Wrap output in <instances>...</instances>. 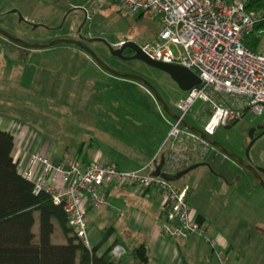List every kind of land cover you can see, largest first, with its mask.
Masks as SVG:
<instances>
[{
    "label": "rangeland",
    "instance_id": "1",
    "mask_svg": "<svg viewBox=\"0 0 264 264\" xmlns=\"http://www.w3.org/2000/svg\"><path fill=\"white\" fill-rule=\"evenodd\" d=\"M96 4L98 9L85 22V12L82 16L80 9L90 10ZM26 6L27 0H0V11H6L0 16V28L28 43L76 39L80 29V34L97 36L113 46L130 41L143 47L156 39L162 30L158 18L147 13H130L109 0H64V15L56 20V24L46 25L54 30L40 27L34 35L24 34L20 30V18H25ZM263 50L264 35L256 52ZM98 57L118 72L147 80L168 107L179 114L177 104L186 93L169 75L140 61L115 60L106 50L98 52ZM109 78L120 81V86H112L109 90L113 81ZM95 82L101 95L90 105H84ZM100 100L106 101L103 106L106 112H101V116L98 111L101 108L96 105ZM200 103H196L185 120L202 130L206 118L202 117L199 122L195 119ZM0 119L5 121L2 128L10 125V131L17 139L24 134L29 142L32 139L38 141L41 151L48 157L52 154L57 162L63 157L75 162L81 150L93 153L96 147L109 152L121 171L135 168L136 155H144L151 148L161 146L170 129L167 123L171 120L147 88L105 72L79 48L63 44L39 51L26 50L1 35ZM263 122L264 115L248 112L234 127L220 126L210 137L245 159L250 143L249 131ZM90 143L95 147H89ZM48 149L50 153H47ZM204 163L210 167H199L172 183L189 187L191 207L204 217L209 231L219 233L232 244L230 259L224 264H264V188L248 170L219 151H212ZM249 163L264 169V136L251 148ZM142 190L138 187L109 197L113 209L108 217L97 219L88 230L90 248L107 233V226L114 224V237L119 236L135 210L145 213V222L150 223L154 211L149 207V198L140 194ZM118 211L121 216L117 215ZM201 238L206 255L201 259L202 264H223L211 252L209 240L212 236L206 233V238ZM110 243L111 240L106 242L99 253ZM120 251L116 258L129 257L125 250Z\"/></svg>",
    "mask_w": 264,
    "mask_h": 264
},
{
    "label": "built area",
    "instance_id": "2",
    "mask_svg": "<svg viewBox=\"0 0 264 264\" xmlns=\"http://www.w3.org/2000/svg\"><path fill=\"white\" fill-rule=\"evenodd\" d=\"M133 14H150L160 20L158 37L141 47L154 61L179 65L193 73L201 84L185 92L177 104L180 120H170V129L153 159L143 168L121 171L115 163L97 161L80 166L64 161L54 164L45 153L33 151L15 159L19 173L34 183V191L49 193L56 204H62L77 239L86 247L88 212L108 206V188L139 186L163 195L165 224L162 235L185 239L191 235L206 238V230L189 201L188 186L176 187L161 176H152L164 156L161 174L174 176L186 168L204 163L217 151L206 140L181 124L199 109L195 119L206 122L202 131L212 136L218 127L239 121L248 112L264 115V50L260 53L245 46L264 14L247 12L248 0H109ZM86 10L88 19L98 9ZM264 30L258 31L263 35ZM124 42L116 45L120 47ZM219 260L227 259L224 245L211 239ZM121 249L112 254L119 257Z\"/></svg>",
    "mask_w": 264,
    "mask_h": 264
},
{
    "label": "trees",
    "instance_id": "3",
    "mask_svg": "<svg viewBox=\"0 0 264 264\" xmlns=\"http://www.w3.org/2000/svg\"><path fill=\"white\" fill-rule=\"evenodd\" d=\"M246 9L262 15L264 0H248ZM260 30H264V21L244 43L255 52L263 36L258 35ZM15 147L13 134L0 130V264H152L144 242L127 244L130 261H122L129 257H114V245L99 253L110 231L95 247L83 245L73 232L64 206L56 204L46 191L36 194L34 183L19 173ZM56 228L65 244L53 243Z\"/></svg>",
    "mask_w": 264,
    "mask_h": 264
},
{
    "label": "crops",
    "instance_id": "4",
    "mask_svg": "<svg viewBox=\"0 0 264 264\" xmlns=\"http://www.w3.org/2000/svg\"><path fill=\"white\" fill-rule=\"evenodd\" d=\"M27 3H28V6L24 8L26 9L24 12V15H25L24 21H20L21 22L20 26L22 28L20 30H22L24 34L34 35L36 33V30L40 27L45 28L46 30H54V29L48 28L46 26L47 23H49V25H53V23H55L56 20L58 19L60 20L61 19L60 16H63L65 13L64 0H27ZM80 10L83 14L82 16H84V13H83L84 10L82 9ZM5 12L6 11H3V12L0 11V16L5 14ZM33 25H37L38 27L34 29ZM98 72L99 71H96L97 74H102ZM96 79L98 78H95V80ZM108 80H113L115 82L113 84V81L112 83L109 81L111 83L109 86V90H112V86H116V87L120 86L121 82L117 81V79L109 78ZM96 83L97 82H95V86H93V90L91 91L90 98L84 101V105H90V103L93 100H95L96 97H99V95H101L100 90L96 88L98 85ZM152 100H153V103L156 104L154 99ZM105 102L106 101L104 100L103 101L100 100L98 101V104H96L97 107L99 106V108H101V111L100 109H98L99 114L101 112L102 113L106 112L105 111L106 109L103 108V106L105 105ZM169 122L167 123L168 127H170ZM4 124H5V121L3 119H0V130L11 132L10 125H8L9 127L6 126L7 128H2ZM168 130H167V133H168ZM13 136L15 137L14 134ZM37 142L38 141H33V139L31 140V142H29L28 136H25L24 134L18 139L15 137L16 147L14 150V158H17L18 155L20 154L22 155L23 153L29 154L30 152H33V151L43 152L41 151V148L38 147ZM91 146L95 147L94 143H90L89 147ZM159 148L160 147H158L157 149L151 148L149 151H147L148 153L144 155H138V156L136 155L138 162L135 168L131 170H126L125 172L139 170L143 168L144 166H146L156 155ZM47 153H50V149L47 150ZM49 158L53 160L54 164H59L64 161L71 162L66 157L65 158L63 157V159L59 160L60 162H57L58 161L57 158L52 156V154ZM92 161H97L102 164L115 163L114 158L109 152L101 151L100 149H96V147H95V152L93 151V153H88V150L87 151L81 150V152L77 154V159L75 162L80 166H85L91 163ZM184 186L186 185L179 184L176 187L182 188ZM138 187L139 186H128V187L118 188L112 185L108 188V199L110 196H114L116 192H120V191L126 192L132 189L134 190L135 188H138ZM142 189L143 190L140 191V194L143 197L149 198V202H150L149 207L152 208L154 211L153 215L151 214L150 223L145 222L147 219V216H145V213L139 212L138 210L133 211V214L129 217V220L127 221V228L122 230L119 233V236L118 235L115 236L116 238L114 237V233L116 231L115 225L113 224L111 226H107L106 231L111 232L110 238L108 239V241L111 240V243L108 247L114 245L115 247H119L120 249H123L127 252L126 250L127 244L129 243L131 244V242L132 243L144 242L152 264H202L201 259H205L206 257L204 241H203L204 239H202L201 237L197 235H191L185 239H180V240H175V239H171V238L163 236L161 234L162 228L165 224L163 195L155 190L144 189V188ZM191 194L192 193L190 192L189 201H190ZM112 209L113 207L109 205V202H108V206L102 209L91 208L88 212V230H90L91 225L95 223L97 219L108 217L110 213L109 211H111ZM193 209L195 210V208ZM195 211L199 215L201 222L203 223L206 229V233H209V235L212 236V239H217L224 245L225 253L227 257L225 262L229 261L230 259L229 256L231 253L230 251L232 249V244H230V241L226 240L224 237H222L217 232L209 231L210 228L206 224L204 217L197 210ZM117 215L121 216L120 211L117 212ZM146 225H148V227H146ZM52 239H53V243L55 244H65V239L61 231L58 228L55 229ZM98 243L96 245H98ZM211 250H212L211 252H213L214 254L215 253L214 249L212 248ZM214 255H216V253ZM122 261H129V260H122Z\"/></svg>",
    "mask_w": 264,
    "mask_h": 264
},
{
    "label": "water",
    "instance_id": "5",
    "mask_svg": "<svg viewBox=\"0 0 264 264\" xmlns=\"http://www.w3.org/2000/svg\"><path fill=\"white\" fill-rule=\"evenodd\" d=\"M13 12H16V11H13ZM84 12H85V10H84ZM20 21H24V19L21 17ZM86 21H87V18H85V22ZM37 27H38L37 25H33L34 29H36ZM0 35L7 38L8 40L16 43L20 47H23V48L29 49V50H36V51L49 49V48L55 47L57 45H63V44H65V45H76V46L80 47L81 49H83L84 51H86L87 54L95 61L96 65L99 66L105 72H107V73H109L115 77L132 80V81H135V82L143 85L154 96L159 107L164 111L165 114H167L169 116V118H171L173 120H180V117L178 115H176L168 107V105L164 101L161 94L147 80H145L142 77H139L137 75L121 73V72H118V71L112 69L103 60H101L98 57V55L95 52H93L89 47L83 45L82 43H80L76 40L58 39V40H54V41L44 43V44L28 43L26 41L20 40L19 38L8 33L7 31H5L2 28H0ZM97 40L104 42L106 44V46L109 50V53L111 54L112 57H115V58H117L121 61H125V62L140 61V62L148 65L149 67L155 68L157 70H160V71L166 73L167 75H169L172 78V80L174 82L177 83V85L179 86V88L183 92H187V91L191 90L192 88L197 87L201 84L200 78L195 73H193L192 71H190V70H188L182 66H179V65L165 64V63H162L159 61H154L142 52V49L140 46H138L137 44H135L133 42H130V41L127 42L126 41L120 47L116 48L115 46L109 44L104 39H97ZM126 49L131 50V52L134 55L130 56V57H125L123 55V52ZM237 123H238V121H235L234 123L227 126L226 128L230 129V128L234 127ZM181 124L184 127H186L187 129H189L190 131H192L193 133L197 134L198 136H200L201 138L206 140L208 143H210L217 151L224 154V156L226 158L230 159L231 161L237 163L238 165H240L243 168H245L246 170H248L257 179V181L260 183V185L264 188V180L261 177V174L264 175V169L259 168V167H254L249 163V152H250L251 148L253 147V145L255 144V142L258 139H260L264 136V127L263 126L252 127L250 129V131H249L250 143H249V145L246 149V152H245V159H243V158H240L239 156L235 155L232 151L228 150L227 148L222 146L220 143L216 142L210 136L205 134L202 130L198 129L197 127H195L191 123L187 122L186 120L182 119ZM257 130H262V132L257 137H254V134ZM163 164H164V156L161 157L160 163L156 166V169L152 173V176H161L162 178H164L166 181H169V182L178 181L182 177H184L185 175H187L188 173H190L191 171H193L199 167H203V166L210 167V165L208 163H199V164H195V165H192V166L186 168L185 170L177 173L174 176H171V175L161 174V168H162Z\"/></svg>",
    "mask_w": 264,
    "mask_h": 264
},
{
    "label": "flooded vegetation",
    "instance_id": "6",
    "mask_svg": "<svg viewBox=\"0 0 264 264\" xmlns=\"http://www.w3.org/2000/svg\"><path fill=\"white\" fill-rule=\"evenodd\" d=\"M79 32H77V38L76 39H72V40H76L80 43H82L83 45L89 47L93 52H95L98 55V52H104L105 50L109 53V50L106 46V44L104 42H101L97 39H101L97 36L94 35H90V34H80V29L78 30ZM92 45L94 46V48L92 47ZM75 46L77 48H79L87 57H90L86 51H84L83 49H81L80 47L76 46V45H72ZM36 51V50H35ZM123 55L125 57H130L133 56L134 54L131 52V50L126 49L123 52ZM91 58V57H90ZM115 60L121 61L115 57H113ZM92 59V58H91ZM93 60V59H92ZM94 61V60H93ZM95 62V61H94ZM258 126H263L264 127V122L263 123H259L256 126H252V127H258ZM251 127V128H252ZM262 132V130H257L254 134V137H257L260 133ZM261 177L264 180V175L261 174Z\"/></svg>",
    "mask_w": 264,
    "mask_h": 264
}]
</instances>
